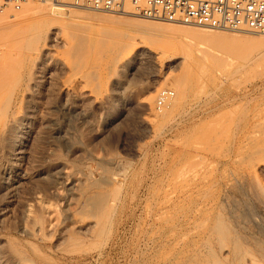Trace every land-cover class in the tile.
<instances>
[{
	"label": "rangeland",
	"instance_id": "obj_1",
	"mask_svg": "<svg viewBox=\"0 0 264 264\" xmlns=\"http://www.w3.org/2000/svg\"><path fill=\"white\" fill-rule=\"evenodd\" d=\"M29 4L57 20H0V264H264V53L235 42L264 34L163 44L137 21L207 28L52 0L0 14Z\"/></svg>",
	"mask_w": 264,
	"mask_h": 264
},
{
	"label": "built area",
	"instance_id": "obj_2",
	"mask_svg": "<svg viewBox=\"0 0 264 264\" xmlns=\"http://www.w3.org/2000/svg\"><path fill=\"white\" fill-rule=\"evenodd\" d=\"M26 0H0V8L10 4L18 10ZM67 6L97 11L125 12L127 3L133 13L175 24L209 29L242 30L264 34V0H52ZM174 91L161 88L156 93V108L167 106Z\"/></svg>",
	"mask_w": 264,
	"mask_h": 264
},
{
	"label": "bare ground",
	"instance_id": "obj_3",
	"mask_svg": "<svg viewBox=\"0 0 264 264\" xmlns=\"http://www.w3.org/2000/svg\"><path fill=\"white\" fill-rule=\"evenodd\" d=\"M41 1H42V2H45L46 0H41ZM26 2H27V0H26ZM30 5H31V4H29V5L24 9V11H22V13H20V14H11L9 11H6V13H2V14H0V20L3 18V19H10V20H20V19H22V21H23L24 18L28 17V15L31 14V12H33V13H36V16L39 17V18H41L42 21H44V23H48V20H50V18H49V19L46 18V17H47V15H46L47 12L45 13V11H44V7H41V8H40V6H39V7L37 6V7H38V9H37V8H35L36 6L34 7V6H30ZM52 5H53V4H52ZM6 6H7V4H6L5 6H3L2 8H0V10L3 9V8H6ZM24 6H26V5H24ZM12 8H13V7H12ZM52 8H53L54 10H59V11H60V10L64 9L65 7L62 6V5H59V4H54ZM78 8H79V7H78ZM13 9H14V8H13ZM36 9H37V10H36ZM84 9H86V8H84ZM15 10H16V9H15ZM18 10H19V9H18ZM3 12H4V11H3ZM131 12H132V10L130 9V5H129V3H127L126 6H125V12H120V13H121V14H122V13H123V14H128V13H129V14H130ZM52 15H53V14H52ZM66 15H67V14H66ZM29 16H30V15H29ZM54 16L57 17V14L54 15ZM61 16H62V14H61ZM56 17H54V18L57 20ZM59 17H60V15H59ZM142 17H143V16H142ZM144 17H145V16H144ZM45 18H46L47 20H46ZM54 18L51 19V20H53V21L50 20L49 22H51V23L56 22V20H55ZM63 18H64V17H63ZM60 19H62V17H61ZM54 20H55V21H54ZM22 21H21V22H22ZM1 22H2V21H1ZM11 22H12V21H11ZM16 22H17V21H16ZM18 22H20V21H18ZM12 23H15V22H12ZM51 23H49V25H50ZM135 25H136V24H135ZM173 26H174V25H173ZM186 26H187V25H186ZM189 26H190V25H189ZM191 26H193V25H191ZM178 27H179V28H177V27H172V26H162V25H160V24L157 25V23H155V22H151V21H143V20L137 21V28L140 29L141 31H142V30H146L147 32L150 33L152 30H158V31H159V36H158V38H159L160 41L163 42V44H164V42H165V44H167V41L169 42V39H171V38H170L171 36H172V39H173V38L176 39V37H173V36H176V35H179V34H180V35L183 34V36H185V35H186V36H187V35H195V37H202V38L205 37V38H206V37L211 36V34H212V30H213V29H208V28H207V29H197V30L195 29V30H193V29H188V27H186V28H185V27L180 28L179 25H178ZM13 29H14V28H13ZM17 29H18V28H17ZM21 29H22V28H21ZM140 30H139V31H140ZM216 30H220V29H216ZM16 31H17V30H15V32H16ZM136 31H137V30H136ZM139 31H138V32H139ZM0 32H1V31H0ZM17 32H18V31H17ZM131 32H132V31H131ZM138 32H135V33H138ZM246 32H249V31H246ZM13 33H14V32H13ZM13 33H12V34H13ZM143 33H145V32H143ZM149 33H147V34H149ZM0 34H1V33H0ZM12 34H11V35H12ZM37 34H38V33H37ZM52 34H53V33L48 32L47 35H46V36H47L46 38L49 39V40L53 39V38H52V37H53ZM131 34H132V33H131ZM131 34H130V35H131ZM11 35H10V36H11ZM134 35L137 36V34H134ZM12 36H13V35H12ZM128 36H129V33H128ZM132 36H133V34L130 36V38H132ZM135 36H134V37H135ZM134 37H133V39H134ZM137 37H138V36H137ZM190 37H192V36H190ZM239 37H240V36H239ZM10 38H11V37H10ZM10 38H9V39H10ZM38 38H39V37H38ZM139 38H140V37H139ZM142 38H143V37H142ZM181 38H182V37H181ZM181 38H179L178 40H180ZM220 38H221V39H222V38H223V39H226L225 36L223 37V36H221V35H220ZM220 38H219V39H220ZM229 38H231L230 35H229ZM187 39H189V36L187 37ZM223 39H222V40H223ZM227 39H228V38H227ZM237 39H238V36H237ZM6 40H8V38H7ZM173 40H174V39H173ZM176 40H177V39H176ZM190 40H192V39H190ZM196 40H197V39H196ZM217 40H218V37H217ZM232 40H233V38H232ZM232 40H231V41H232ZM239 40H240V41H239ZM186 41H187V40H186ZM229 41H230V39H229ZM241 41L244 43L245 46L249 45V46L257 47V48H256L257 50H261V51L264 53V42L261 41L260 39L257 40L256 38L253 39L252 37L250 38V37H245V36L242 37V36H241V38H239L238 41L235 40L236 43L241 42ZM3 42H5V41H3ZM6 42H7V41H6ZM162 42H161V43H162ZM0 43H1V42H0ZM170 43H172V42H170ZM230 43H232V42H230ZM243 43H241V44H243ZM190 44H191V43H190ZM1 45H5V43H4V44L1 43ZM1 45H0V46H1ZM127 45H129V44H127ZM168 45H169V43H168ZM163 46L165 47V45H163ZM5 47H6V45H5ZM17 47H18V46H17ZM164 47H163V48H164ZM166 47H167V46H166ZM1 48H2V46H1ZM1 48H0V49H1ZM163 48H162V49H163ZM251 48H252V47H251ZM256 49H255V50H256ZM111 50H112V49H111ZM258 52H259V51H258ZM262 52H261V54H262ZM1 53H2V54H1ZM140 53H141V52H140ZM7 54H8V53H7ZM4 55H6V54H4ZM1 58H2V61H3V59H4V57H3V52H0V59H1ZM7 58L9 59L8 55L5 57V59H7ZM5 59H4V61H5ZM4 61H3V63H4ZM0 63H2V62H0ZM168 63H169V62H168ZM0 65H2V64H0ZM13 65H14V64H13ZM6 69H8V71H9V68H8V67H7ZM11 69H12V68H10V70H11ZM13 70H14V69H13ZM0 72H1V71H0ZM12 72H13V71H12ZM54 72H55V71H54ZM7 73H9V72H7ZM11 74H12V73H11ZM6 75H7V74H6ZM36 76H37V75H36ZM76 76H77V75H76ZM76 76H75V77H76ZM52 77H53V76H52ZM8 78H9V77H8ZM71 78H72V77H71ZM3 79H4V78H3ZM0 80H1V79H0ZM6 80H7V79H6ZM6 80H4V81H6ZM174 81H175V80H174ZM2 83H3V82H1L0 85H1ZM3 84H4V83H3ZM168 84H169V83H168ZM176 84H177V85H176ZM176 84H175L176 86H173V87H175V89H176V91H177V96H176V97H174V96L171 97V98L169 99L168 104H167V106H166L165 108H167V107L169 108V107L171 106V104H172V101H173V104H175V102H176L175 100H176V98H178V95H181L180 92L182 91V89H183V92L185 91L186 86H185L184 88H183V86L186 85V84L183 85V84L180 83V82H179V83L177 82ZM169 85H171V84H169ZM32 90H33V89H32ZM11 93H12V92H11ZM174 94H175V93H174ZM48 97H49V96H48ZM179 97H180V96H179ZM10 99H11V98H10ZM8 101H9V100H8ZM8 101H7V102H8ZM178 102H179V101H178ZM247 102H248V101H247ZM173 106H175V105H173ZM163 109H164V108H163ZM163 109H160V110H159V112H160L159 114H160V116H161L162 118H163V116H166V114L170 111V110H169V111H166V110H163ZM31 110H32V109H31ZM161 110H163V111H161ZM157 112H158V111H157ZM15 123H16V122H15ZM220 126H221V125H220ZM235 126H236V125H235ZM213 127H214V126H213ZM208 128H210V127H208ZM208 128H207V129H208ZM218 128H219V127H218ZM262 128H263V127H262ZM222 129H223V128H222ZM222 129H221V130H222ZM256 129H257V128H256ZM204 131H205V130H204ZM204 131L202 132L203 134H204ZM213 131H214V130H213ZM218 131H219V130H218ZM253 131H254V130H253ZM206 133H208V132H206ZM244 134H245V133H244ZM206 135H207V134H206ZM206 137H207V136H206ZM214 137H215V136H214ZM208 138H209V137H208ZM206 142H207V141H206ZM231 149H232V148H231ZM256 152H257V151H256ZM262 155H263V154H262ZM246 157H247V156H246ZM254 157H255V156H254ZM263 159H264V157H263ZM241 160H242V159H241ZM261 160H262V159H261ZM211 163H212V162H211ZM221 166H222V165H221ZM202 167H203V166H202ZM214 167H215V166H214ZM215 170H216V169H215ZM181 173H182V172H181ZM203 176H204V175H203ZM250 187H251V186H250ZM254 189H255V188H254ZM261 189H262V188H260L259 191H261ZM261 192L264 193L263 191H261ZM261 192H259V193H261ZM188 193H189V192H188ZM256 193H257V192H256ZM262 195H263V194H262ZM262 195H261V196H262ZM186 196H187V195H186ZM195 196H196V194H195ZM257 196H258V195H257ZM263 196H264V195H263ZM263 196H262V197H263ZM168 198H169V200H168L167 202H170V201H171V200H170V197H168ZM171 198H172V197H171ZM178 198H179V197H178ZM178 198H177V199H178ZM185 198H186V197H185ZM263 198H264V197H263ZM259 199H260V197H259ZM173 201H174V198H173ZM175 201H176V200H175ZM183 201H184V200H183ZM202 201H203V200H202ZM165 202H166V201H165ZM176 202H177V201H176ZM176 202H175V203H176ZM178 202H179V200H178ZM193 202H194V201H193ZM259 202H260V201H259ZM189 203H190V202H189ZM195 203H196V202H195ZM167 204H168V203H167ZM173 204H174V203H173ZM181 204H182V203H181ZM176 205H177V204H176ZM194 205H195V204H194ZM220 205H221V204H220ZM167 206H168V205H167ZM171 206H172V205H171ZM173 206H175V205H173ZM199 206H200V205H199ZM200 207H201V206H200ZM200 207H199V208H200ZM222 207H223V206H222ZM171 208H173V207H171ZM204 208H205V207H204ZM204 208H203V209H204ZM206 208H207V206H206ZM208 208H209V207H208ZM210 208H211V207H210ZM187 209H188V208H187ZM187 209H186V210H187ZM194 209H195V208H194ZM167 210H170V211H171L170 208H168ZM186 210H185V211H186ZM204 210H205V209H204ZM182 211H183V210H181V212H182ZM185 211H183L182 216L184 215V212H185ZM191 211H192V210H191ZM201 211H202V209H201ZM201 211H198V213L201 212ZM207 211H208V210H207ZM209 211H210V210H209ZM130 212H131V211H130ZM188 212H189V211H188ZM169 213H170V212H169ZM208 213H209V212H208ZM213 213H214V212H213ZM162 214H163V213H161V215H162ZM164 214H165V213H164ZM170 214H171V213H170ZM170 214H169V215H170ZM178 214H179V213H178ZM186 214H187V213H186ZM190 214H191V213H190ZM194 214H196V213H194ZM216 214H217V213H216ZM220 214H221V213H220ZM167 215H168V214H167ZM167 215H166V216H167ZM179 215H180V214H179ZM199 215H200V214H199ZM214 215H215V214H214ZM221 215H222V214H221ZM148 216H149V215H148ZM163 216H164V215H163ZM166 216H165V217H166ZM173 216H174V215H173ZM188 216H189V215H188ZM200 216H201V215H200ZM202 216H203V215H202ZM208 216H209V215H208ZM146 217H147V215H146ZM150 217H151V216H150ZM150 217H149V218H150ZM165 217H164V218H165ZM174 217H175V216H174ZM177 217H178V216H177ZM186 217H187V216H186ZM186 217H185V218H186ZM190 217H191V216H190ZM195 217H196V216H195ZM219 217H220V216H219ZM221 217H222V216H221ZM149 218L147 217V219H149ZM175 218H176V217H175ZM175 218H174V220H175ZM192 218H193V217H192ZM200 218H201V217H200ZM200 218H199V219H200ZM205 218H206V217H205ZM165 219H166V218H165ZM178 219H179V218H178ZM178 219H177V220H178ZM188 219H189V218H188ZM203 219H204V217H203ZM207 219H208V218H207ZM228 219H229V218H228ZM162 220H164V219H162ZM162 220H161V221H162ZM168 220H169V219H168ZM168 220H167V221H168ZM174 220H173V221H174ZM183 220H184V219H183ZM183 220H182V222H184ZM186 220H187V218H186ZM193 220H194V219H193ZM201 220H202V219H201ZM209 220H210V219H209ZM215 220L217 221V219H215ZM218 220H219V219H218ZM170 221H172V218H171ZM173 221H172V223H171V224H173V225L170 224V225L167 226V224L165 223L166 226H167V227L165 226L166 228L163 227L164 225H162V224H163V223H162L163 221H162V222H161V223H162V224H161V227H163L162 229L167 231V228L169 229L171 226H173V228H174V227L176 226V224H177V223H176L177 221L175 222V224L173 223ZM190 221H191V220H190ZM202 221H204V220H202ZM202 221H201V222H202ZM205 221H206V220H205ZM205 221L202 222V223L204 224ZM219 221L221 222V220H219ZM219 221H218V222H219ZM165 222H166V220H165ZM182 222H181V223H182ZM188 222H189V220H188ZM191 222H193V221H191ZM191 222H189V223H191ZM197 222H198V224H199V225H197V226H200V222H199V220H198ZM220 222H219V223H220ZM186 223H187V221H186ZM195 223H196V222H195ZM202 223H201V226H203ZM215 223H217V222H215ZM159 224H160V223H159ZM168 224H169V222H168ZM221 224H223V223H221ZM221 224H219L218 226H220ZM178 225H180V224H178ZM185 225H186V224H185ZM191 225L193 226V223H192ZM191 225H190V224H189V225L187 224L188 228H189V226H190V228H191ZM207 225H208V224H207ZM153 226H155V225H153ZM157 226H158V225H157ZM182 226H183V224H182ZM197 226L195 225V228H194V229H197ZM215 226L217 227V224H215ZM221 226H222V225H221ZM176 227H177V226H176ZM185 227H186V226H185ZM223 227H226V226L223 225L222 228H223ZM181 228H183V227H181ZM199 228H200V227H199ZM204 228H205V226H204ZM204 228H203V231H204V230H207V228H206V229H204ZM217 228H218V227H217ZM217 228H216V229H217ZM222 228H221V229L218 228V231L215 229V231H216L219 235L221 234V236L223 237V236H224L223 232H222V233H219L220 230H222ZM157 229L159 230V228H157ZM171 229H172V228H171ZM171 229H169V230H171ZM178 229H180V226H179ZM194 229H192V231H195ZM163 230H162V231H163ZM169 230L167 231L169 234L172 233V232H175V230H173V231H171V232H169ZM182 230H183V229H182ZM197 230H198V229H197ZM199 230H200V229H199ZM211 230H212V229H211ZM211 230H210V231H211ZM227 230H228V229H227ZM227 230H226V231H227ZM180 231H181V230H180ZM190 231H191V230H190ZM192 231H191V232H192ZM200 231H201V230H200ZM200 231H197V232H200ZM203 231H201V232H203ZM222 231H224V230H222ZM226 231H225V232H226ZM156 232H157V231H156ZM197 232H196V233H197ZM160 233H163V232H160ZM160 233H159V234H160ZM211 233H213V232H211ZM227 233H228V231L226 232V234H227ZM165 234L167 235V233H165ZM165 234H164V237L166 236ZM178 234H179V233H178ZM178 234H176V237H178V236H177ZM183 234H184V233H183ZM186 234H187V233H186ZM186 234H185V235H186ZM209 234H210V232H209ZM229 234H230V233H229ZM201 235H202V234H201ZM203 235H204V234H203ZM213 235H214V234H213ZM158 236H159V235L157 234V236H156L155 238H157ZM169 236L172 237V236H174V235H172V236L169 235ZM183 236H184V235H183ZM198 236H199V235H198ZM227 236L229 237V235H227ZM227 236L225 235V237H227ZM160 237H161V234H160ZM187 237H188V236H187ZM200 237H201V236H200ZM203 237H204V236H203ZM210 237H211V236H210ZM215 237H218V236H215ZM185 238H186V237H185ZM223 238H224V237H223ZM133 239H134V238H133ZM162 239H163V238H162ZM166 239H167V238H166ZM173 239H175V238H173ZM180 239H181V240H180ZM180 239L177 238V239H175V240H178V243H179V241H182V240H183L184 242L186 241V240H184L183 238H180ZM189 239H190V238H189ZM196 239H198V237H197ZM202 239H203V238H202ZM214 239H215V238H214ZM218 239L220 240V237L217 238V240H218ZM159 240H160V239H159ZM171 240H172V239H171ZM194 240H195V239H194ZM219 240H218V241H219ZM227 240H228V239H227ZM157 241H158V240H157ZM168 241H170V240H168ZM183 241H182V242H183ZM196 241H197V240H196ZM202 241H204V240H202ZM205 241H207V240H205ZM208 241H209V240H208ZM225 241H226V240H225ZM145 242H146V241H145ZM175 242H177V241H175ZM175 242H174V243H175ZM182 242H181V243H182ZM189 242H190V241H188V244H189ZM221 242L223 243V240H221ZM233 242H234V241H233ZM233 242H232V243H233ZM196 243L198 244V241H197ZM196 243H195V244H196ZM201 243H203V242H201ZM206 243H207V242H206ZM206 243H205V244H206ZM169 244L171 245V242H170ZM186 244H187L186 242H185V245H184V243H183L184 247H186V246L188 245V244H187V245H186ZM190 244H191V243H190ZM195 244H194V247H196ZM209 244H210V243H209ZM209 244L207 243V244H206V247H208ZM218 244H219V242H218ZM234 244H235V243H233L232 246H233ZM170 245H169V246H170ZM178 245H179V244H178ZM210 245H211V244H210ZM210 245H209V247H210ZM162 246H163V245H162ZM200 246H201V245H200ZM204 246H205V245H204ZM204 246H203V247H204ZM223 246H225V245H223ZM235 246H236V245H235ZM235 246H233V247L236 248ZM174 247H175V246H174ZM176 247H178V246L176 245ZM182 247H183V246H182ZM187 247H188V246H187ZM209 247H208V249H210L209 251L212 252V251H211L212 249L209 248ZM218 247H220V246L218 245ZM238 247H239V246H238ZM238 247H237V248H238ZM179 248H180V247H179ZM179 248H178V249H179ZM189 248H192V244H191V247H189ZM201 248H202V247H201ZM212 248H213V247H212ZM225 248H226V247H225ZM234 248H233V249H234ZM159 249H160V248H159ZM163 249H164V248H163ZM180 249H181V248H180ZM193 249H194V248H193ZM203 249H204V248H203ZM220 249H221V247H220ZM166 250H168V249H166ZM166 250H165V251H166ZM196 250H197V249H196ZM206 250H207V249H206ZM235 250H236V249H235ZM235 250H234V251H235ZM176 251H178V250H176ZM179 251H180V250H179ZM181 251H182V250H181ZM237 251H238V250H237ZM151 252H152V251H151ZM184 252H186V250H185ZM184 252H183V253H184ZM219 252H220V251H219ZM224 252H225V251H224ZM154 253H155V252H154ZM166 253H167V252H166ZM166 253H165V255H166ZM180 253H181V252H180ZM186 253H187V252H186ZM193 253H194V250H193ZM193 253H192V254H193ZM198 253H200V251H198ZM212 253H213V252H212ZM233 253H234V252H233ZM178 254H179V253H178ZM178 254H176V255H178ZM181 254H182V253H181ZM208 254H209V253H208ZM213 254H214V253H213ZM245 254H246V253H245ZM161 255H163V254L161 253ZM170 255H171V254H170ZM172 255H173V252H172ZM186 255H188V254H186ZM193 255L195 256V254H193ZM193 255H192V256H193ZM211 255H212V254H211ZM213 256H214V255H213ZM213 256H212V258H214V259H215V257H217V256H215V257H213ZM233 256H234V255H233ZM242 256H243V255H242ZM190 257H191V254H190ZM195 257H196V256H195ZM204 257L206 258V254H205ZM157 258H158V257H157ZM183 258L186 259V258H188V256H187V257H183ZM193 258H194V257H193ZM207 258H208V257H207ZM222 258H224V256H222ZM261 258H262V257H261ZM185 259H184V261H185ZM189 259H190V258H189ZM225 259H226V258H225ZM166 260H167V259H166ZM190 260H191V259H190ZM215 260H216V259H215ZM215 260H214V261L212 260L213 262H211V264H212V263H213V264H218L217 262H218L219 260H218V261L216 260L217 262H215ZM246 260H247V259H246ZM163 261H165V259H164ZM182 261H183V259H182ZM198 261H199V259H198ZM206 261H207V259H206ZM176 262H177V261H176ZM176 262H175V264H176ZM180 262H181V261H180ZM191 262H192V261H191ZM207 262H208V261H207ZM220 262H221V261H220ZM159 263H160V262H159ZM192 263H193V262H192ZM195 263H196V262H195ZM208 263H209V262H208ZM177 264H178V263H177ZM190 264H191V263H190ZM204 264H205V263H204ZM238 264H239V261H238ZM240 264H241V263H240Z\"/></svg>",
	"mask_w": 264,
	"mask_h": 264
}]
</instances>
